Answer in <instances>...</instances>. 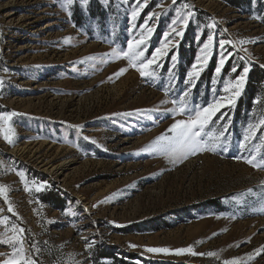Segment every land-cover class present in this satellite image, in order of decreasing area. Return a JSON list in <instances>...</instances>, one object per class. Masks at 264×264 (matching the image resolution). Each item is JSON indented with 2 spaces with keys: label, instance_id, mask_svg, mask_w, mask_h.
<instances>
[{
  "label": "rangeland",
  "instance_id": "rangeland-1",
  "mask_svg": "<svg viewBox=\"0 0 264 264\" xmlns=\"http://www.w3.org/2000/svg\"><path fill=\"white\" fill-rule=\"evenodd\" d=\"M249 9L224 0H0V261L13 258L3 241L17 236L36 264H94L95 250L109 245L151 264H264L263 142L256 140L264 119L238 134L232 128L244 68H264V0ZM209 35L212 46L202 51ZM141 39L145 58L166 52L152 77L123 55ZM183 47L193 50L191 64L180 57ZM211 103L223 107L201 138H219L216 152L173 162L154 151L176 120ZM65 161L59 175L41 167ZM214 198L223 211L205 205ZM197 205L201 213L191 209ZM160 216L167 226L136 231ZM180 248L191 251L178 255Z\"/></svg>",
  "mask_w": 264,
  "mask_h": 264
},
{
  "label": "snow or ice",
  "instance_id": "snow-or-ice-1",
  "mask_svg": "<svg viewBox=\"0 0 264 264\" xmlns=\"http://www.w3.org/2000/svg\"><path fill=\"white\" fill-rule=\"evenodd\" d=\"M194 13L189 12L187 16L182 18V23L187 24L188 18L191 17ZM136 13L133 12V18H135ZM175 23V21L173 22ZM151 31V30H149ZM182 33L177 32L176 35H181ZM167 35V33L165 34ZM213 43V36L209 35L207 38V42L203 45L202 51H207L211 48ZM227 43L226 41L221 40L219 42L220 46L223 47L224 44ZM146 47V42L144 39H141L136 42L135 46H133L132 42L128 44V51L123 52V55L127 57L131 61V67L136 68L139 71L141 77H152L155 75L154 71H149L154 65L159 66V59L163 57L166 52L162 51L161 48H156L155 51L152 53L150 58H145V52L141 50V48ZM115 52V50H113ZM200 58L198 57V60ZM175 60V57H173ZM204 63H207V60H204ZM220 65H223L224 59L220 60ZM195 68L196 65H193ZM126 68H121L119 70L120 73L125 72ZM221 68L218 66L216 68V72L219 73ZM235 71V69H233ZM249 69L247 67L244 68L243 72L247 73ZM189 77L193 76V73L188 74ZM244 75L242 74L239 77V84L238 87L243 85ZM184 96H187V92H185ZM183 102L184 97H181ZM231 103V101H229ZM223 105L219 103H211L208 104L206 107L202 108H194L192 109L193 115H190L187 120H176L169 128V131L173 133L172 136H161L158 137V141H163V143H157L154 147V151L161 152L167 155L173 162L177 160L187 159L189 154L195 155L197 152H216L220 147L219 138H215L211 141H204L201 138V132L204 127L212 121L213 117L216 115L217 112ZM189 109L186 104L182 103V107L180 109L181 112H187ZM264 125V120L260 122ZM250 130L254 131L253 126H250ZM9 139V137H5ZM247 139V136L245 137ZM243 147V144L241 145ZM240 159V157H237ZM249 164H252L254 167L261 166L255 162L254 159L247 160ZM40 189L37 188V191ZM5 193V188L0 186V195ZM6 198V197H5ZM8 211L11 212V206L8 208ZM25 230L23 228L19 229L20 233H23ZM5 244H11L13 246V258L5 259L0 261V264H36L35 260H32L30 257H26L23 252L24 249L22 247V240L17 236H13L9 239L3 241ZM20 243L21 247L17 248L16 244ZM88 247H91L89 245ZM135 247V245H133ZM147 251L149 252H157V253H168L170 250L168 248H148ZM191 251L190 248H180L176 249V254H182L184 252ZM193 255H197L198 253L193 252ZM200 255H203L200 253ZM208 255H214V253H208ZM225 264H232V262L226 261Z\"/></svg>",
  "mask_w": 264,
  "mask_h": 264
},
{
  "label": "trees",
  "instance_id": "trees-1",
  "mask_svg": "<svg viewBox=\"0 0 264 264\" xmlns=\"http://www.w3.org/2000/svg\"><path fill=\"white\" fill-rule=\"evenodd\" d=\"M234 6H244L249 9L253 4V0H224ZM79 7V6H77ZM79 9V8H78ZM92 16H96L99 12V8L92 10ZM249 11H251L249 9ZM80 11H76L74 19L79 21ZM200 14H206V12L200 10ZM104 16V13L102 14ZM194 41L186 40V43L192 44ZM185 44V43H184ZM187 50L183 47L180 52L181 59H184V64H191L193 61V50ZM243 63V62H241ZM181 68L184 69L183 65ZM243 65V64H242ZM214 68L211 66L208 71V75L213 74ZM184 75V72H183ZM205 82L210 81L209 78L204 79ZM232 128L235 134L240 132V126L247 125L252 122H259L264 119V68L257 64H252L251 68L247 72V81L245 84L243 94L238 98L233 108ZM256 140L263 142V156L264 161V125L258 128ZM205 205L210 206V211L220 212L224 209V203L220 198L210 199ZM191 209L195 213H201L204 208L200 206H193ZM197 209V210H196ZM197 211V212H196ZM238 212V211H235ZM182 212H178L181 215ZM170 220H166L164 217L144 220L136 224V231H158L167 226ZM138 227V228H137ZM113 246H106L104 248H98L91 256V260L94 264H151L150 262L138 258L135 254L124 255L117 252Z\"/></svg>",
  "mask_w": 264,
  "mask_h": 264
},
{
  "label": "bare ground",
  "instance_id": "bare-ground-1",
  "mask_svg": "<svg viewBox=\"0 0 264 264\" xmlns=\"http://www.w3.org/2000/svg\"><path fill=\"white\" fill-rule=\"evenodd\" d=\"M15 150L18 153H22L26 150V146L17 147ZM67 163H68V161L61 162L58 164H50V165L47 163H43V164H41V167H43L44 170L48 171L49 173H51L53 175H59L63 171V168L67 166Z\"/></svg>",
  "mask_w": 264,
  "mask_h": 264
}]
</instances>
